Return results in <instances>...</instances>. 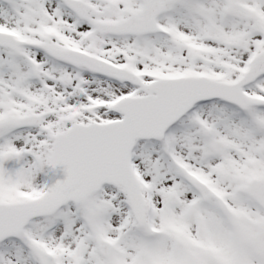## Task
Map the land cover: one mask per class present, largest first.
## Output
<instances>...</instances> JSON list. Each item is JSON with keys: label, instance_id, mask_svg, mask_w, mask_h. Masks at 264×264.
I'll return each instance as SVG.
<instances>
[{"label": "snow or ice", "instance_id": "snow-or-ice-1", "mask_svg": "<svg viewBox=\"0 0 264 264\" xmlns=\"http://www.w3.org/2000/svg\"><path fill=\"white\" fill-rule=\"evenodd\" d=\"M0 264H264V0H0Z\"/></svg>", "mask_w": 264, "mask_h": 264}]
</instances>
